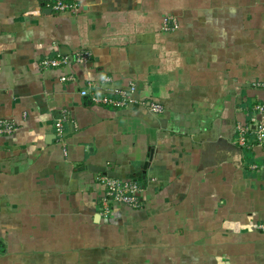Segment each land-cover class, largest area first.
Segmentation results:
<instances>
[{
    "label": "crops",
    "instance_id": "1",
    "mask_svg": "<svg viewBox=\"0 0 264 264\" xmlns=\"http://www.w3.org/2000/svg\"><path fill=\"white\" fill-rule=\"evenodd\" d=\"M52 1L0 0V264H264V0ZM130 84L126 108L92 101ZM100 175L142 207L102 216Z\"/></svg>",
    "mask_w": 264,
    "mask_h": 264
},
{
    "label": "built area",
    "instance_id": "2",
    "mask_svg": "<svg viewBox=\"0 0 264 264\" xmlns=\"http://www.w3.org/2000/svg\"><path fill=\"white\" fill-rule=\"evenodd\" d=\"M53 12L57 14L70 13L75 14L80 9L79 0H53L50 5ZM90 52L86 49H80L76 53L75 60L81 64L89 62ZM67 63V56H62L57 53L54 57H44L40 60L42 68H58ZM73 77L63 75L60 77L61 81L72 80ZM109 80V79H107ZM264 86V83L260 84ZM96 84L92 81L86 83V87L81 91V95H87L88 89L95 88ZM136 87L130 84L127 88H114L110 92L92 95V101L95 104L103 106H111L114 108H126L136 102L135 99ZM149 108L153 112H161L162 106L156 102L150 104ZM256 111L252 116V122H255V135L260 144H264V104L256 103L253 107ZM68 116L65 110H62L60 116L55 120V136L58 142L64 139V124L67 122ZM16 129L15 124L6 119H0V135L11 134ZM239 141L244 143V134L247 131V126H239ZM257 166H253L256 168ZM264 168V165H262ZM100 184L104 187V194L101 200L100 211L101 215L106 217L111 211V203L124 204L130 208L138 209L142 207L140 200L141 187L133 181L114 178L108 175H100L98 178Z\"/></svg>",
    "mask_w": 264,
    "mask_h": 264
},
{
    "label": "rangeland",
    "instance_id": "3",
    "mask_svg": "<svg viewBox=\"0 0 264 264\" xmlns=\"http://www.w3.org/2000/svg\"><path fill=\"white\" fill-rule=\"evenodd\" d=\"M171 19H172V21H173L175 24H178L176 17L173 16V18H171ZM254 115H255V114H253V116H254ZM253 124H254V126H255V122H253Z\"/></svg>",
    "mask_w": 264,
    "mask_h": 264
}]
</instances>
